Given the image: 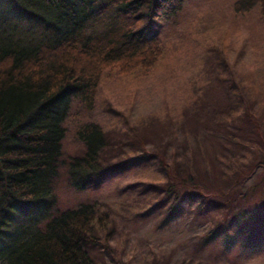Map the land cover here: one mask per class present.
Here are the masks:
<instances>
[{"label":"rangeland","instance_id":"obj_1","mask_svg":"<svg viewBox=\"0 0 264 264\" xmlns=\"http://www.w3.org/2000/svg\"><path fill=\"white\" fill-rule=\"evenodd\" d=\"M236 1L184 0L175 16L153 24L159 28L161 51L150 66L106 68L93 105L72 102L53 187L60 210L97 205V219L103 216L105 228L95 232L90 249L96 264H264V247L243 254L239 244L246 235L232 228L207 243L199 241L215 222L229 219L226 210L234 214L248 204L264 209L261 170L231 187L237 194L232 201L222 198L229 189L222 181L227 168L249 160L243 158L248 146L234 147L219 123L242 113L259 117L264 109V17L257 6L235 10ZM240 94L249 111H243L247 105L238 109L232 103ZM208 112L215 115L205 123ZM87 123L99 124L110 145L102 170L78 186L67 164L83 152L78 131ZM142 153L153 159H143ZM161 157L181 178L187 169L201 176L211 171L206 176L213 182L203 183L202 190L213 195L207 219L192 208L160 218L164 192L156 188L168 174L158 165ZM253 250L258 253L245 256Z\"/></svg>","mask_w":264,"mask_h":264},{"label":"trees","instance_id":"obj_2","mask_svg":"<svg viewBox=\"0 0 264 264\" xmlns=\"http://www.w3.org/2000/svg\"><path fill=\"white\" fill-rule=\"evenodd\" d=\"M183 1L0 0L4 6L0 15V264H96L90 249L95 232L105 228L100 224L103 216L97 219V205L84 203L63 210L57 206L53 183L64 121L74 100L86 107L93 105L106 68L148 67L154 62L161 48L159 28L153 24L175 16ZM256 6L264 17V0L234 4L237 11ZM232 103L238 108L248 100L234 95ZM243 111H249L248 105ZM211 112L205 123L214 118ZM228 113H224L227 119ZM229 122L219 125L227 129L234 147L248 146L243 158L249 160L227 168L223 175L229 189L222 198L230 202L237 196L231 192L233 185L243 184L254 170L264 172V109L259 117L242 113ZM185 132L189 135L190 130ZM78 137L83 152L71 157L67 166L72 183L80 186L102 170L110 144L97 123L81 127ZM141 155L153 159L150 154ZM158 165L168 173L162 188H156L164 192L160 218L192 208L207 219L205 214L214 208L213 195L202 190L204 184L213 182L206 176L211 171L201 176L187 169L188 176L181 178L162 157ZM242 208L234 214L226 210L229 219L215 222L199 241L207 243L232 228L246 235L247 240L239 244L243 254L246 249L261 250L264 209L255 204ZM256 253L253 250L245 256Z\"/></svg>","mask_w":264,"mask_h":264}]
</instances>
